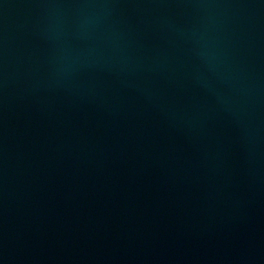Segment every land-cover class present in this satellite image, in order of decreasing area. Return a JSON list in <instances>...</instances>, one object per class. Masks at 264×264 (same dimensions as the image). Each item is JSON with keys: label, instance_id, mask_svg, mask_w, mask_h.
<instances>
[{"label": "water", "instance_id": "water-1", "mask_svg": "<svg viewBox=\"0 0 264 264\" xmlns=\"http://www.w3.org/2000/svg\"><path fill=\"white\" fill-rule=\"evenodd\" d=\"M0 264H264V0H0Z\"/></svg>", "mask_w": 264, "mask_h": 264}]
</instances>
